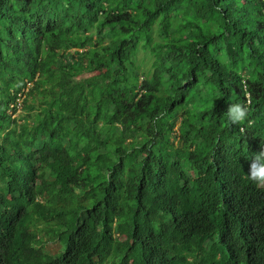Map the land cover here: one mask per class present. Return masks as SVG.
Wrapping results in <instances>:
<instances>
[{
  "label": "trees",
  "instance_id": "1",
  "mask_svg": "<svg viewBox=\"0 0 264 264\" xmlns=\"http://www.w3.org/2000/svg\"><path fill=\"white\" fill-rule=\"evenodd\" d=\"M262 144L264 0H0V264H264Z\"/></svg>",
  "mask_w": 264,
  "mask_h": 264
},
{
  "label": "clouds",
  "instance_id": "2",
  "mask_svg": "<svg viewBox=\"0 0 264 264\" xmlns=\"http://www.w3.org/2000/svg\"><path fill=\"white\" fill-rule=\"evenodd\" d=\"M19 97L17 98L16 103H15L16 112L12 114L13 118H17L19 116L18 114L21 112L22 105H21V99ZM246 114H247L246 105H242L240 103H234L228 106L227 117H228V120L231 121L232 123H238V122L245 120ZM256 149L258 151L255 153L251 161L249 172H248V178L249 180L256 182L257 184H264V144H262L261 146H258ZM50 242L52 241H46L45 244L50 243ZM45 244H44V248H45ZM106 263H109V262H106ZM112 263L115 264L114 262Z\"/></svg>",
  "mask_w": 264,
  "mask_h": 264
},
{
  "label": "rangeland",
  "instance_id": "3",
  "mask_svg": "<svg viewBox=\"0 0 264 264\" xmlns=\"http://www.w3.org/2000/svg\"><path fill=\"white\" fill-rule=\"evenodd\" d=\"M152 61H153V57L149 53L140 49L138 50L136 55V63L139 65L140 72H144V73L149 72L151 70ZM18 115H20V113ZM45 248L49 252L56 253L57 250L59 249V245L58 243L50 242L45 244ZM106 264H113V263L111 262Z\"/></svg>",
  "mask_w": 264,
  "mask_h": 264
}]
</instances>
